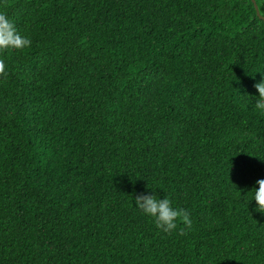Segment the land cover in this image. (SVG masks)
<instances>
[{
  "label": "trees",
  "instance_id": "obj_1",
  "mask_svg": "<svg viewBox=\"0 0 264 264\" xmlns=\"http://www.w3.org/2000/svg\"><path fill=\"white\" fill-rule=\"evenodd\" d=\"M0 13L32 40L0 53V264H264L251 0H0ZM150 189L192 227L158 230L133 207Z\"/></svg>",
  "mask_w": 264,
  "mask_h": 264
},
{
  "label": "clouds",
  "instance_id": "obj_2",
  "mask_svg": "<svg viewBox=\"0 0 264 264\" xmlns=\"http://www.w3.org/2000/svg\"><path fill=\"white\" fill-rule=\"evenodd\" d=\"M255 2L257 4L256 0ZM31 45V38L27 35H22L13 20L6 14L0 13V53L10 50H25L30 48ZM5 73V61L0 59V74ZM254 87L258 95L252 97L250 102L255 100L253 108L264 113V80L256 83ZM256 185L257 187L252 190L251 202H255L254 211L264 216V179L257 180ZM133 207L144 216L150 218L155 223L156 228L165 234L174 232L178 227V222L188 229L192 227V220L186 211L173 206V201L166 196L160 199L152 190L150 194L146 191L135 195Z\"/></svg>",
  "mask_w": 264,
  "mask_h": 264
},
{
  "label": "water",
  "instance_id": "obj_3",
  "mask_svg": "<svg viewBox=\"0 0 264 264\" xmlns=\"http://www.w3.org/2000/svg\"><path fill=\"white\" fill-rule=\"evenodd\" d=\"M252 1H253L254 5H255V8H256V11H257V15H258V17H260V19L264 20V17L261 16L260 11H259V8H258V6H257V4H256V2H255V0H252Z\"/></svg>",
  "mask_w": 264,
  "mask_h": 264
}]
</instances>
